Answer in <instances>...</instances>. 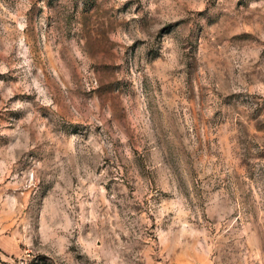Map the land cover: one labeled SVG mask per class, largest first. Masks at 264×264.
<instances>
[{
    "label": "rangeland",
    "instance_id": "rangeland-1",
    "mask_svg": "<svg viewBox=\"0 0 264 264\" xmlns=\"http://www.w3.org/2000/svg\"><path fill=\"white\" fill-rule=\"evenodd\" d=\"M0 264H264V0H0Z\"/></svg>",
    "mask_w": 264,
    "mask_h": 264
}]
</instances>
